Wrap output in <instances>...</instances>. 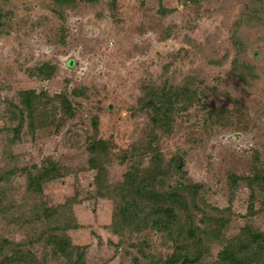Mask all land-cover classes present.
I'll list each match as a JSON object with an SVG mask.
<instances>
[{
  "label": "rangeland",
  "instance_id": "obj_1",
  "mask_svg": "<svg viewBox=\"0 0 264 264\" xmlns=\"http://www.w3.org/2000/svg\"><path fill=\"white\" fill-rule=\"evenodd\" d=\"M0 14V260L20 250L72 264L48 243L54 232L84 246V264H163L173 253L213 264L245 228L264 233L263 183L232 182L264 173V0H0ZM163 85L199 96L167 130L141 103ZM31 89L42 96L35 127L25 115L16 133ZM94 140L107 144L100 177ZM156 151L164 166L182 156L184 180L202 184L208 219L197 209L193 219L205 239L140 227L141 210L113 224L133 200L125 175L153 168ZM52 164L60 174L32 191L28 171Z\"/></svg>",
  "mask_w": 264,
  "mask_h": 264
},
{
  "label": "trees",
  "instance_id": "obj_2",
  "mask_svg": "<svg viewBox=\"0 0 264 264\" xmlns=\"http://www.w3.org/2000/svg\"><path fill=\"white\" fill-rule=\"evenodd\" d=\"M58 1L62 2L64 0ZM68 62L73 64L75 61L71 58ZM38 69L42 72L46 67L42 65ZM247 73L253 74L252 72ZM148 87L150 88V86H145V89H149ZM152 88L147 90V94L141 99V103L143 107L152 110V121L154 125L164 130H167L166 128L173 122L175 113L180 108H186L199 99V96L196 95V91L191 85L178 87L163 85L161 87H155V89ZM20 96V103L24 106V109L20 111V114L22 113L20 115L21 120L13 128L16 133H18L22 126L25 115L29 116V126L31 129H34V121L38 118L36 106L38 105V100L42 98L41 94H36L33 89L21 91ZM63 103L65 104V110L70 111L71 108L68 101L64 100ZM208 113H213L216 117L219 115L214 109H208ZM90 149L93 155H95L90 160L91 166H99L101 168L99 172L100 177L104 171L101 165L102 156L100 153L102 154L107 150L106 141L94 140ZM151 160L156 164L153 168L141 171L137 166L125 175L124 183L126 184L125 186L130 187L132 190L133 200L126 201L125 207L123 208V213L127 214V219L121 220L114 217L113 224L120 226L121 222H130L129 219L132 220L131 215L137 217L140 215L139 211L141 210L147 213L148 216H139L140 227H149V225H152L151 227L159 229L162 232L175 233L176 239L184 237L185 234L188 237L199 240L205 239L208 231L202 228L203 224H196L193 219L194 209L201 211L202 216L200 222H207L206 219H208L207 215L209 214L196 204L197 194L201 190L202 184L190 182L189 185V182L184 180L182 176L184 173L182 156H174L172 161H175V163H168V166H164L163 158L156 151L151 155ZM172 170L179 174L177 184L172 189L165 190L161 186H164L165 177ZM59 174L60 171L55 164L43 168L37 174L28 171L31 190H41L44 179H50ZM240 178L246 181L248 180V184H253L254 180V182L263 183L264 185V173L260 174L258 171L254 176H232L233 184H237ZM187 185L190 187L188 188L190 194L183 196L181 191ZM250 208H253L252 203L250 204ZM126 209L127 212H125ZM47 241L53 245L56 253L67 256L72 264H84V246L73 244L68 235L53 232V234L48 236ZM195 243L197 242L195 241ZM3 249L4 246L1 245L0 254H2ZM14 252L15 254L13 255L4 254L3 259L0 260V264H37L36 259L28 253L20 250ZM74 256H76L75 260H73ZM193 259L188 255L173 253L163 264H178L179 262H181L180 264H186ZM213 264H264V233H254L253 235L252 231L245 228L244 232L240 233L223 247L218 254V259Z\"/></svg>",
  "mask_w": 264,
  "mask_h": 264
}]
</instances>
